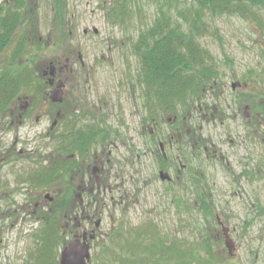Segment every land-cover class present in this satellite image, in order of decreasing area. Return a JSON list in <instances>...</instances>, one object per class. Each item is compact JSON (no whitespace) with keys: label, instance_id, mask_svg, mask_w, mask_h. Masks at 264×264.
<instances>
[{"label":"rangeland","instance_id":"374dc122","mask_svg":"<svg viewBox=\"0 0 264 264\" xmlns=\"http://www.w3.org/2000/svg\"><path fill=\"white\" fill-rule=\"evenodd\" d=\"M12 2L0 0V5ZM159 12L157 0H24L21 23L0 53V76L4 71L21 74L22 86L10 103L19 107L33 101L38 109L23 123L10 124L0 115V264L35 261L50 208L48 197L53 199L60 186L33 184L31 178L63 157L56 152V140L47 135L58 109L71 121L69 126L75 121L89 124L91 119L81 115L94 114L108 139L96 141L88 161L81 158V174L72 180L76 208L69 219L60 218L58 240L49 247L54 248L53 264L59 263L68 242L94 228L88 264L124 261L119 251L129 232L135 239L130 236L128 241L139 254L158 237L188 248L193 255L185 258L199 261L194 264H264V14L260 25L236 15L207 18L199 43L212 57L216 85L204 88L190 103L184 132L193 130L194 137L169 147L172 125L167 116L152 121L145 110L140 61L133 49ZM168 13L175 15L174 10ZM66 57L73 72L59 75L66 77L64 103L50 106L42 99L41 92L48 88L40 69L46 62L62 65ZM236 80L247 86L232 90ZM243 96L256 101L246 102ZM254 102L261 103L262 119L249 127L245 115L233 114L237 104L245 110L243 104ZM214 106L219 112L213 123L203 114ZM2 112L8 116L9 107ZM189 139L198 141L200 149L192 148ZM162 141L170 156L164 169L173 181L169 185L158 177ZM203 145L215 150V156L206 157ZM179 163L186 169L174 182ZM92 166L98 168L94 173ZM202 194L206 210L201 207ZM222 227L228 228L235 244L231 255ZM117 232L122 237L114 240ZM124 257L128 264V259L136 261Z\"/></svg>","mask_w":264,"mask_h":264},{"label":"trees","instance_id":"16d2710c","mask_svg":"<svg viewBox=\"0 0 264 264\" xmlns=\"http://www.w3.org/2000/svg\"><path fill=\"white\" fill-rule=\"evenodd\" d=\"M12 1L5 7L4 4L0 5V53L11 32L13 33L18 23H21L24 0ZM157 6L160 9L159 15L150 28L139 34L133 49L140 61L138 80L142 86L145 110L152 121L158 120L156 117L159 115L160 118L167 116L171 120L168 124L173 127L175 121L172 122V119L176 117L181 121L187 120L190 103L202 95L204 88L214 86L217 71L212 65L210 53L199 43V37L207 31V18L236 15L251 19L260 25L264 14V0H157ZM164 6L168 8L165 11L162 8ZM169 10L175 11L174 17L168 13ZM121 16L120 20L123 19ZM15 54L17 56L18 52ZM21 81L23 82L21 74L11 75L8 71L1 74L0 112L8 109L22 86ZM62 102L64 103V100ZM54 105L60 106L58 103ZM262 110L264 111V102ZM62 119H65L64 116ZM64 125V130L52 137L57 142L56 152L63 157L56 158L46 167L38 169L31 178L33 184L60 186L49 203V210L45 212L42 233L38 238L39 249L32 264H53L50 256L54 248L49 247L54 244L56 237L58 240L60 218L69 219L70 213L76 208V204L71 200L74 191L72 180L76 174H81V158L89 160L91 147L97 144L96 139H100L102 143L108 139L104 129L97 128L96 132L82 133L81 126L76 121L71 126ZM160 168L166 167L161 163ZM200 201L201 207L206 210L207 203L203 194ZM117 235L120 233L113 235L116 238L114 240L122 237ZM126 235V243L119 251L124 260L120 261V264H128L124 256L136 258V261L128 259L129 264H150L154 261V264L199 262L194 257L185 258L193 254L176 240H162L157 239L158 237L151 242L149 248L146 247L145 251L141 250L142 253L139 254L129 242L130 236H135L131 232ZM147 250L152 252L145 253ZM156 251L160 254L159 257L153 254ZM149 257L153 261L149 260ZM173 260L174 263H170ZM54 262L59 264L56 260Z\"/></svg>","mask_w":264,"mask_h":264},{"label":"flooded vegetation","instance_id":"af4514ba","mask_svg":"<svg viewBox=\"0 0 264 264\" xmlns=\"http://www.w3.org/2000/svg\"><path fill=\"white\" fill-rule=\"evenodd\" d=\"M72 52H73V50L71 51V53L70 54H72ZM78 58H80V55L78 54ZM70 63H71V61H70V59H69V57H66L65 59H64V64H62V65H59L58 64V62L57 63H55V62H46V63H44L42 66H41V69H40V71H41V75H40V79L43 81V83L47 86V88H48V92H44V91H42L41 93H42V95L44 94V97H42V99H43V101L45 102V101H49L50 103V106H52V105H54V104H57V103H54V102H52L50 99H49V93H50V91L52 90V89H54L55 88V84H56V82L59 80V79H61L63 82H64V85H65V80H66V77H64V78H60V74H64L65 75V73H69V75L70 74H72V72H73V69H72V66L70 65ZM50 64H53V65H55V67H56V70H57V72H56V75H55V77H54V82H53V84L52 85H50L49 84V74H44L45 73V71L49 68V66H50ZM83 65V63L81 62V66ZM62 66V70L61 71H59L58 69L60 68ZM234 82H237L238 84L234 87V88H232V86H231V88H232V90H234V89H236V88H240L241 86L242 87H246L247 85H246V83H240L239 81H234ZM233 83V82H232ZM231 83V84H232ZM44 85V86H45ZM214 85H216V82L214 81ZM214 86H209V88H213ZM64 89H65V86H64V88H63V91H64ZM40 91H41V89H40ZM47 91V90H46ZM247 96H243L242 98L244 99V101H248L249 102V100L251 99V101H252V99L254 100V101H256L255 100V97H251V96H249V97H247V99H249V100H247V99H245ZM30 100L32 101L33 99L32 98H30ZM258 107H256L255 106V104H253V103H249V104H243V106L245 107V110H242V108H241V105L240 104H237L236 105V108H235V112L236 113H234L233 114V116L235 117L237 114H239V115H245V122H247V125L249 126V127H255V126H257L258 125V121L260 122L261 121V116H262V112H261V110H260V106H261V103L260 102H254ZM44 104V103H43ZM28 105H29V108H27L28 107ZM33 105V106H32ZM38 107V105H35V103L32 101L31 103H28L26 106H24V104H21L19 107H15L14 106V103H10L9 104V114H8V116H6V112H2L3 114H0L1 115V117L3 118V119H5V118H8V119H10V124H12V122L14 121V120H16L17 122H19V123H23V121L26 119V118H28V117H31V115L33 114V112H34V110L36 111L37 109L36 108ZM26 108V109H25ZM258 108H259V110H258ZM49 111V110H48ZM200 111V110H199ZM218 112H219V110H218V108L217 107H213L210 111H208V110H206L205 112H204V114H203V117L205 118H207V120L209 121H211V122H215L216 121V118H217V116H218ZM48 114H49V112H48ZM55 116H56V120H53L52 122H51V125H50V128H49V130H48V133H47V135L48 136H50V137H53V135H55V134H59L60 132H62L63 130H64V124H68V123H70L71 121L70 120H65V119H62V117L64 116V114H63V112L61 111V110H57L56 111V113H55ZM39 119V115H37L36 114V118H35V121H37ZM81 119H91V120H88V122H89V124H81V132L82 133H89V132H96V130H97V128H98V125H97V123H95L96 121H98L97 120V118L95 117V115L94 114H92V113H89V112H87V111H85L84 112V114L83 115H81ZM177 118L176 117H174L173 119H172V122L173 121H175V125L171 128V132H169V135H168V138H167V140H166V142H167V144H168V146L170 147L173 143H177V144H181L182 143V141L184 140V138L185 137H191V138H193L194 136H192V134H193V130H187V132L185 131H183L184 130V128L185 127H187V120L186 119H183V121H181L180 119L178 120H176ZM243 120H244V118H243ZM167 121H168V123H170L171 122V120H170V118H167ZM250 123H252V126H251V124ZM61 126V127H60ZM91 128V129H90ZM92 128H94V129H92ZM99 129V128H98ZM255 129V128H254ZM184 132V133H183ZM97 140H99V139H96V141ZM190 141V143H192V145H191V147L192 148H195V149H197V150H199L200 148H199V142L198 141H191V139H189ZM159 143H163V149H161L160 148V146H159V148H160V154H159V161H160V165H161V163L163 164V165H166V162H168V160H169V158H170V156L167 154V152H166V148H165V141H162V142H159ZM213 143H211L210 144V147H213ZM202 150H203V152H204V154H205V156L206 157H209V156H211V157H214L215 156V150H210L209 149V145H203V147H202ZM179 162V161H178ZM93 163H99V162H93ZM180 164V163H179ZM85 170H86V172L88 173V170H89V167H90V163L89 162H86L85 163ZM83 167V166H82ZM95 166H92V172L94 173V172H96L97 170H98V168L96 167V171H93V168H94ZM159 168H160V166H159ZM165 169V168H164ZM164 169H162V168H160L158 171H160V170H164ZM181 169H183V170H185L186 169V166L184 165V164H180V166H179V168L176 170V174H175V177H174V182H179L181 179H182V175H181ZM164 171H167V170H164ZM168 172V171H167ZM169 173V172H168ZM169 176H170V174H169ZM159 177V176H158ZM164 182H166L168 185L169 184H172L173 183V181H172V178H171V176H170V180H167V181H164ZM87 218H89V216H87ZM220 222H218V224H219ZM229 232V231H228Z\"/></svg>","mask_w":264,"mask_h":264},{"label":"water","instance_id":"95a60500","mask_svg":"<svg viewBox=\"0 0 264 264\" xmlns=\"http://www.w3.org/2000/svg\"><path fill=\"white\" fill-rule=\"evenodd\" d=\"M62 70V66L58 69ZM56 67L53 64H50L49 68L45 71L44 74H49V84L52 85L54 82V77L56 75ZM238 83L233 82L231 84L234 88ZM64 82L59 79L55 88L52 89L49 93V99L54 103H61L64 96ZM27 103L24 104L26 106ZM161 149H163V143H159ZM93 171H96V167L93 168ZM158 176L161 181L170 180L169 173L164 170L158 172ZM49 200H52V197H48ZM100 220H96L94 223L95 227H98ZM222 236L224 238V245L227 249L228 254H233L235 249V244L233 239L229 235L228 228L222 227ZM95 238V228L91 229L89 233L84 232L80 237H75L68 244H66L60 251L59 264H88L90 260V241Z\"/></svg>","mask_w":264,"mask_h":264}]
</instances>
